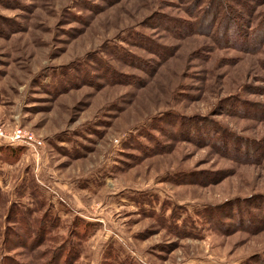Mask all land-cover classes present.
<instances>
[{"label": "rangeland", "instance_id": "rangeland-1", "mask_svg": "<svg viewBox=\"0 0 264 264\" xmlns=\"http://www.w3.org/2000/svg\"><path fill=\"white\" fill-rule=\"evenodd\" d=\"M188 4L0 0V128L43 141L0 142V260L38 264L63 239L74 264L264 255V50L185 32Z\"/></svg>", "mask_w": 264, "mask_h": 264}, {"label": "trees", "instance_id": "trees-1", "mask_svg": "<svg viewBox=\"0 0 264 264\" xmlns=\"http://www.w3.org/2000/svg\"><path fill=\"white\" fill-rule=\"evenodd\" d=\"M182 2L189 3L186 11L189 19L182 21V29L188 33H198L206 31L207 34H217L216 44L219 47H245V51L251 50L252 52L258 54L263 52L264 46V13H259L257 9H254L253 6L248 5L246 18H243L240 15V12L235 8V4L233 3L235 0H181ZM233 1V2H232ZM258 1V0H257ZM239 4H242L247 7L248 3H245L244 0H238ZM189 8V9H188ZM261 14V15H260ZM251 44L253 47H251ZM264 64V59L261 61ZM10 147H15L11 146ZM18 147V146H17ZM243 148V145H241ZM245 148V147H244ZM16 151L22 150L21 148H15ZM14 151V150H13ZM15 152V151H14ZM246 153V152H245ZM20 217L16 222L26 231V235H28L32 229L31 223L28 222L27 213H19ZM252 222V221H251ZM36 223L37 232L36 235L42 230L45 233H51L52 231L47 230L48 221L46 224H42L43 222L39 219L33 221ZM50 227V224H49ZM1 228V227H0ZM34 228V227H33ZM34 228V229H36ZM1 230V229H0ZM4 236V232L0 231V237ZM84 236V235H83ZM31 237V236H29ZM28 238V237H27ZM47 242L53 241L55 244V239H51L49 237ZM29 239V238H28ZM30 240V239H29ZM45 240V239H44ZM32 244L35 243L34 247H37L36 242L38 240H30ZM25 241H23L24 243ZM59 242V241H58ZM60 246L56 249L51 246L50 249H46L45 253L48 254L47 259L45 261H40L38 264H52L54 263L55 258H58L56 264L60 263L62 257L65 258V261H69V264H74V261L77 260L79 255V250L75 249L73 244H69L67 239L61 240ZM58 243V244H59ZM57 244V243H56ZM70 246V250L68 251L65 247L66 245ZM1 250L6 249L4 245H0ZM50 246V244H48ZM58 250V254L57 251ZM64 251V252H63ZM41 252H38V256H41ZM67 258V259H66ZM256 261L253 264H264V255L257 257ZM11 257H3L0 260V264H10ZM15 264L14 260H12Z\"/></svg>", "mask_w": 264, "mask_h": 264}, {"label": "built area", "instance_id": "built-area-1", "mask_svg": "<svg viewBox=\"0 0 264 264\" xmlns=\"http://www.w3.org/2000/svg\"><path fill=\"white\" fill-rule=\"evenodd\" d=\"M0 142L11 146H31L35 149L43 144L40 138L36 137L32 132L22 128H17L10 133L0 128Z\"/></svg>", "mask_w": 264, "mask_h": 264}]
</instances>
